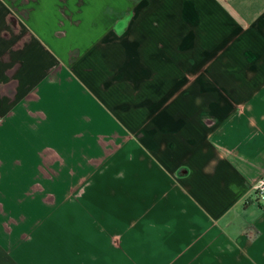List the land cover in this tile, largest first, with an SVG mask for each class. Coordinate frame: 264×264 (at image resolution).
Masks as SVG:
<instances>
[{"label":"crops","instance_id":"1","mask_svg":"<svg viewBox=\"0 0 264 264\" xmlns=\"http://www.w3.org/2000/svg\"><path fill=\"white\" fill-rule=\"evenodd\" d=\"M264 0H0V264H264Z\"/></svg>","mask_w":264,"mask_h":264},{"label":"built area","instance_id":"2","mask_svg":"<svg viewBox=\"0 0 264 264\" xmlns=\"http://www.w3.org/2000/svg\"><path fill=\"white\" fill-rule=\"evenodd\" d=\"M256 195L259 199L264 198V177L256 184Z\"/></svg>","mask_w":264,"mask_h":264},{"label":"rangeland","instance_id":"3","mask_svg":"<svg viewBox=\"0 0 264 264\" xmlns=\"http://www.w3.org/2000/svg\"><path fill=\"white\" fill-rule=\"evenodd\" d=\"M255 197H257V195L255 194Z\"/></svg>","mask_w":264,"mask_h":264}]
</instances>
